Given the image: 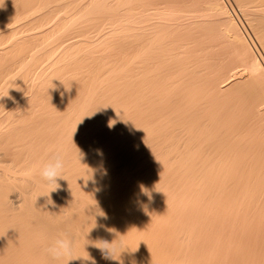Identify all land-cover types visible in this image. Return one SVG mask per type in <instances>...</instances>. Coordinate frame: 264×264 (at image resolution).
Returning a JSON list of instances; mask_svg holds the SVG:
<instances>
[{
    "label": "bare ground",
    "instance_id": "1",
    "mask_svg": "<svg viewBox=\"0 0 264 264\" xmlns=\"http://www.w3.org/2000/svg\"><path fill=\"white\" fill-rule=\"evenodd\" d=\"M0 97V264H264V0H0Z\"/></svg>",
    "mask_w": 264,
    "mask_h": 264
},
{
    "label": "clouds",
    "instance_id": "2",
    "mask_svg": "<svg viewBox=\"0 0 264 264\" xmlns=\"http://www.w3.org/2000/svg\"><path fill=\"white\" fill-rule=\"evenodd\" d=\"M113 124L114 123L110 121L109 127H112ZM81 155L82 154L79 152L80 159H81ZM64 166H65L64 157L60 152H57L56 155L52 158V160L48 164H46L40 171L41 178L45 182H47L49 185L55 186L52 191H55L59 187L58 179H64L62 176V170ZM48 203L51 204L52 201L48 200ZM112 243L104 242L105 247H98L106 259L108 258L113 259L112 252L114 251V249H110L107 246ZM121 246H122V242H121ZM72 252H73V242L71 240L64 239V238H57L52 244V246L47 249V253L51 257V259L54 261H60L65 257H71ZM75 259H79V258H75ZM75 259H69L68 264H69V261H72ZM92 264H95V261H92Z\"/></svg>",
    "mask_w": 264,
    "mask_h": 264
},
{
    "label": "rangeland",
    "instance_id": "3",
    "mask_svg": "<svg viewBox=\"0 0 264 264\" xmlns=\"http://www.w3.org/2000/svg\"><path fill=\"white\" fill-rule=\"evenodd\" d=\"M11 143H13V142H11ZM14 144H15V147H16V144H17V143H14ZM2 145H4V144H2ZM9 145H10V143H9ZM9 145L7 146L8 148L5 147L6 151H7L8 149H11L10 147H12V145H10V147H9ZM5 146H6V145H5ZM1 147H2V146H0V148H1ZM13 147H14V146H13ZM13 147H12V150H11L12 152L9 150L10 155H11V153L15 152V150L13 151ZM15 147H14V148H15ZM5 149H2V151H1V149H0V153H1L2 155L5 154V153H2L3 150H4V152H6ZM9 153H7V154H9ZM1 154H0V155H1ZM5 155H6V154H5ZM5 155H3V156H5ZM3 156H2V157H3ZM7 156H8V155H6V157H4V158H5V159L8 158ZM2 157L0 156L1 159H3ZM9 157H10V156H9ZM0 161H1V160H0ZM3 161H4V160H3ZM5 166H6V168H5ZM7 167H8L7 164L0 163V170L3 171L2 175L0 174L1 176H3V175L6 174L7 176L13 177L12 175L16 174V172H17L18 170L21 169V166H17V168H15V167L12 168V167H11L10 169H9V167H8V168H7ZM3 168H4V170H3ZM18 168H19V169H18ZM8 169H9V170H8ZM1 171H0V172H1ZM7 171H8V172H7ZM4 172H5V173H4ZM13 172H14V173H13ZM9 174H10V175H9ZM16 176H18V175L16 174ZM18 177H20V176H18ZM22 177H23V176H22ZM21 183H22V182L15 184L16 186H13L14 189H11V190H10V194H9L10 196H8V201L10 202V204H12V205H11V206H12V208H11V209H12V212H9V213H10V214L12 213V214L10 215L9 213H6L5 211H3L4 213L2 214V215L9 214L10 216L8 215V217L10 218V220H15L16 222L19 221V219L21 220V219L25 218V216H27L28 214L32 213L31 208H32L33 206L31 207V204L33 205V204H35V202H37V201L34 200V192H35V194H36V191H37V190L34 191V188L37 187L36 184H33V186L30 184V185L32 186V188H31V186H29V183H27V185H26L27 188H28V189L30 188L31 191H32V189H33L32 193H31V194L29 193V194L32 196L31 199H30L31 202H30L29 199L26 198V197H28L27 195H29V194H28V193L26 194V193L24 192V193L26 194V195H25L26 197L23 196L24 194L21 195V197H24V198H22V200L24 199V203H25L27 200H29V201H28V203L26 202V203L24 204L25 206H23V205L20 206V207H23V208L20 209V207H18V205L16 204V199L14 198V194H16L17 192H20V187H21V186H24V185H21ZM24 184H25V183H24ZM19 185H21V186H19ZM34 185H35V186H34ZM28 186H29V187H28ZM27 188L24 187V189H27ZM21 189H23V188H21ZM36 189H37V188H36ZM23 191H25V190H21V192H23ZM28 191H29V190H27V192H28ZM31 191H30V192H31ZM17 194H18V193H17ZM25 198H26L27 200H26ZM32 200H33V202H32ZM30 203H31V204H30ZM69 206H70V205H68V207H67V205H63L61 209H64L65 211H66V210H69V209L71 208V206H70V208H69ZM17 207H18V208H17ZM29 207H30V208H29ZM34 207H35V206H34ZM34 207H33V208H34ZM41 208H44V206H42ZM65 208H66V209H65ZM44 209H45V208H44ZM13 210H14V211H13ZM19 211H20V212H19ZM42 211H44V210H42ZM42 211H41V212H42ZM7 212H8V211H7ZM45 212H46V211H44V213H45ZM5 213H6V214H5ZM20 214H21V215H20ZM14 216H15V217H14ZM11 217H12V218H11ZM13 218H14V219H13ZM17 218H18V220H16ZM19 222H20V221H19ZM0 226H1V225H0ZM6 229H7V228L1 226L0 231L2 230L1 232H3V230H4V232H3L2 234H4V233L6 232ZM45 229H47V228H45ZM15 238H16V237H15ZM19 240H20V239H19ZM32 240H34V239L32 238ZM47 247L49 248V247H51V246L47 245ZM47 247H46L45 251H47ZM46 253H47V252H46ZM47 254H48V253H47ZM46 256H47V255H46ZM14 260H15V259H14ZM14 260H13V264H15V262H16V263L19 262V258H18V259L16 258L15 262H14ZM33 264H47V260L44 259V258H42V256H40V257H38V258L34 261Z\"/></svg>",
    "mask_w": 264,
    "mask_h": 264
}]
</instances>
